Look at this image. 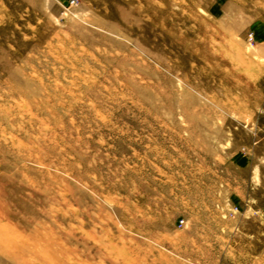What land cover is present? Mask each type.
<instances>
[{
	"label": "rangeland",
	"instance_id": "1",
	"mask_svg": "<svg viewBox=\"0 0 264 264\" xmlns=\"http://www.w3.org/2000/svg\"><path fill=\"white\" fill-rule=\"evenodd\" d=\"M0 264H264V0H0Z\"/></svg>",
	"mask_w": 264,
	"mask_h": 264
},
{
	"label": "built area",
	"instance_id": "2",
	"mask_svg": "<svg viewBox=\"0 0 264 264\" xmlns=\"http://www.w3.org/2000/svg\"><path fill=\"white\" fill-rule=\"evenodd\" d=\"M253 39H252V36L250 37V41H252Z\"/></svg>",
	"mask_w": 264,
	"mask_h": 264
}]
</instances>
